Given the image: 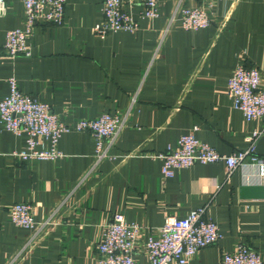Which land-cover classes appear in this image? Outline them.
I'll list each match as a JSON object with an SVG mask.
<instances>
[{
    "label": "crops",
    "instance_id": "1",
    "mask_svg": "<svg viewBox=\"0 0 264 264\" xmlns=\"http://www.w3.org/2000/svg\"><path fill=\"white\" fill-rule=\"evenodd\" d=\"M102 2L65 0L60 25L33 27L31 55L0 57V99L14 77L22 93L49 104L69 127L56 145L62 157L22 159L16 153L26 135L0 121V264L14 257L13 264H96V244L115 213L142 227L134 257L147 264L145 236L166 217L201 207L220 238L187 264H220L237 243L264 261V177L254 166L227 176L223 162L195 163L164 178L161 161L150 157L176 150L179 136L196 126L195 137L221 154L244 149L246 136L260 130L255 152L264 159V117L247 121L226 91L237 65L258 68L264 84V0H157L154 19L141 17L140 5L124 7L139 28L100 37L94 28ZM178 3L205 6L210 24L184 30L175 22L163 36ZM5 7L0 47L6 31L25 22L22 0H5ZM126 109L108 157L92 169L94 138L75 130L76 122ZM48 147L45 140L38 146ZM16 202L33 206L37 224L48 221L36 235L9 220Z\"/></svg>",
    "mask_w": 264,
    "mask_h": 264
},
{
    "label": "built area",
    "instance_id": "2",
    "mask_svg": "<svg viewBox=\"0 0 264 264\" xmlns=\"http://www.w3.org/2000/svg\"><path fill=\"white\" fill-rule=\"evenodd\" d=\"M181 1V0H178ZM65 0H22L25 22L23 27L6 31L0 47V57L31 55L28 38L38 22L60 25L64 15ZM140 5V16L154 19L157 17V0H103L102 21L94 28L95 33L104 37L109 32L124 30L134 32L138 22L124 8ZM5 0H0V17L5 14ZM178 22L184 30H197L210 24L209 13L205 6L173 9L164 34L172 23ZM9 92L0 99V121L5 130L14 135H26L25 150L16 153L22 159H56L63 154L56 147L60 136L69 127L58 120L47 103L22 93L14 77L7 79ZM227 95L234 108L240 110L247 121L264 117V84L258 68L237 65L227 82ZM133 103V100H132ZM129 109L113 114L103 113L93 119H80L74 128L88 131L95 141L94 163L92 169L108 157V150L114 145L124 128ZM196 126L179 136L176 150L167 148L164 152L151 155L161 161V174L164 178L173 176L177 168H185L195 163L206 164L223 162L228 176L237 167L254 166L256 173L264 177V159L255 152L256 141L262 134L253 130L246 136L248 145L230 154H221L206 142L199 141L194 131ZM41 140L49 143L48 148H38ZM30 203L16 202L8 209L9 220L16 226L33 231V236L48 221L36 223L34 210ZM205 207L190 211L185 217L168 216L154 233L143 239L147 264H187L196 252L216 243L220 238L218 225L204 218ZM37 224V225H36ZM138 223H127L122 213H115L107 222L96 244V264H137L134 253L142 232ZM11 258L6 264H13ZM220 264H264L258 251L237 243L225 252Z\"/></svg>",
    "mask_w": 264,
    "mask_h": 264
}]
</instances>
